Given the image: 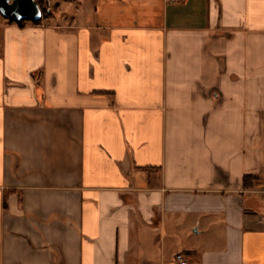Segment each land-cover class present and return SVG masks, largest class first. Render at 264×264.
Here are the masks:
<instances>
[{"label": "crops", "instance_id": "0c3cea01", "mask_svg": "<svg viewBox=\"0 0 264 264\" xmlns=\"http://www.w3.org/2000/svg\"><path fill=\"white\" fill-rule=\"evenodd\" d=\"M48 20L0 21V264H264V0Z\"/></svg>", "mask_w": 264, "mask_h": 264}, {"label": "water", "instance_id": "95a60500", "mask_svg": "<svg viewBox=\"0 0 264 264\" xmlns=\"http://www.w3.org/2000/svg\"><path fill=\"white\" fill-rule=\"evenodd\" d=\"M0 16L14 21L42 19L36 0H0Z\"/></svg>", "mask_w": 264, "mask_h": 264}, {"label": "rangeland", "instance_id": "374dc122", "mask_svg": "<svg viewBox=\"0 0 264 264\" xmlns=\"http://www.w3.org/2000/svg\"><path fill=\"white\" fill-rule=\"evenodd\" d=\"M41 5L43 17L51 21H65L72 18L75 7H78L80 0H36ZM51 17V18H50ZM3 18L0 16V21Z\"/></svg>", "mask_w": 264, "mask_h": 264}, {"label": "trees", "instance_id": "16d2710c", "mask_svg": "<svg viewBox=\"0 0 264 264\" xmlns=\"http://www.w3.org/2000/svg\"><path fill=\"white\" fill-rule=\"evenodd\" d=\"M38 5H39V7H40V9H41V5H40L39 2H38ZM41 10H42V9H41ZM42 16H43V13H42ZM40 21H41V19L38 20V21H33V23H34V24H39ZM9 22H11V23H16V24L22 26L24 20H21V21H14V20L9 19ZM257 180H258V178H256V177H248V176H245L244 179H243V187H244V188H250V187H253L254 183H255ZM20 201H21V200H20ZM4 207H7V201H6V199H5V202H4Z\"/></svg>", "mask_w": 264, "mask_h": 264}, {"label": "built area", "instance_id": "2783aa9c", "mask_svg": "<svg viewBox=\"0 0 264 264\" xmlns=\"http://www.w3.org/2000/svg\"><path fill=\"white\" fill-rule=\"evenodd\" d=\"M176 260L179 264H187V261L184 259L182 255H177Z\"/></svg>", "mask_w": 264, "mask_h": 264}]
</instances>
